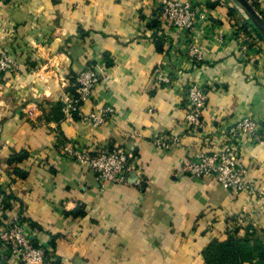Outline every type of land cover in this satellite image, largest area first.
I'll use <instances>...</instances> for the list:
<instances>
[{
    "label": "crops",
    "instance_id": "obj_1",
    "mask_svg": "<svg viewBox=\"0 0 264 264\" xmlns=\"http://www.w3.org/2000/svg\"><path fill=\"white\" fill-rule=\"evenodd\" d=\"M189 1L206 12L191 32L162 19L161 0H0V53L22 69L19 81L0 76V194L12 196L0 227L22 216L39 247L54 237L50 260L62 264H206L201 253L212 240L249 225L264 230V45L240 48L238 35L250 23L232 14L231 2ZM249 1L264 18V0ZM31 59L42 65L26 70ZM88 68L99 82L81 115L115 109L98 126L54 109ZM194 83L208 93L197 131L184 122ZM245 115L259 120L263 137L239 156L246 191L233 195L183 172L195 148L219 145ZM160 134H181V142L156 147ZM99 146L131 155L127 184L100 188L94 171L64 150ZM21 151L26 158L8 162ZM14 167L27 176L11 174ZM76 207L84 215L70 214ZM0 264H19L1 244Z\"/></svg>",
    "mask_w": 264,
    "mask_h": 264
},
{
    "label": "built area",
    "instance_id": "obj_2",
    "mask_svg": "<svg viewBox=\"0 0 264 264\" xmlns=\"http://www.w3.org/2000/svg\"><path fill=\"white\" fill-rule=\"evenodd\" d=\"M163 11L161 13L169 25L183 31L191 32L195 28L197 17L203 18L206 12L198 13L193 3L189 0H161ZM240 48L246 50L252 42H258L254 27L249 25L247 31L238 35ZM261 42H263L261 40ZM190 53L196 61H201L203 55L196 44L190 48ZM16 67L10 57H0V72H9ZM77 83L76 95H65L64 112L71 118L74 115L82 118L90 126H98L110 121L115 114L111 105L94 108L87 116L83 117L80 105L88 100L99 82V73L88 68L75 76ZM187 107L184 122L188 130L197 131L202 124V111L208 101L207 89L197 83L191 84L186 89ZM260 122L251 115L242 116L231 124L224 139L219 145L209 150L195 148L182 166L183 172L193 178L209 177L222 188L229 190L233 195H238L249 188L244 181V169L239 165V156L242 147L249 141L261 143L263 137L259 134ZM156 147L168 149L181 142V134L158 135L153 139ZM75 162L87 169L94 171L100 182V188L108 183L116 185L127 184V173L130 169L129 158L131 155L120 146H99L95 150L71 149L65 147ZM2 195L0 194V209ZM0 244L5 252L13 257L19 264H43L44 253L40 247L33 245L31 236L25 225L14 219L0 227Z\"/></svg>",
    "mask_w": 264,
    "mask_h": 264
},
{
    "label": "trees",
    "instance_id": "obj_3",
    "mask_svg": "<svg viewBox=\"0 0 264 264\" xmlns=\"http://www.w3.org/2000/svg\"><path fill=\"white\" fill-rule=\"evenodd\" d=\"M251 3L253 6H255L254 2ZM248 25L249 24L247 23V26ZM240 28L243 31L246 30V24ZM254 31L257 37L262 39L255 29ZM71 80V86H69L66 92L73 96L76 95L75 91L77 88V83L75 82V77H72ZM64 107V101L56 102L54 104V109L56 112L61 110L64 114ZM26 157V151H21L19 153L14 152L8 158V162L11 163L14 160H22ZM11 174H14L19 178H25L28 172L19 167H14L11 171ZM11 199L12 196L10 194H2V207L0 210L4 211L9 208ZM84 213V209L79 207H76L70 212L72 215H84ZM18 220L19 222L23 223L25 219L20 216ZM31 241L34 246L39 247L32 237ZM54 247V237L52 238L49 247L42 248L40 246L44 253L43 264H62L58 257L55 259V261L50 260L52 256H55ZM6 254L9 256L7 252ZM201 254L206 264H264V230L257 229L249 225L245 228L244 233L240 234L238 229H234L227 234L225 240L219 241L215 239L209 242L203 248Z\"/></svg>",
    "mask_w": 264,
    "mask_h": 264
},
{
    "label": "rangeland",
    "instance_id": "obj_4",
    "mask_svg": "<svg viewBox=\"0 0 264 264\" xmlns=\"http://www.w3.org/2000/svg\"><path fill=\"white\" fill-rule=\"evenodd\" d=\"M225 1H227V2H231L233 5H232V8H230V11H232V14H238V15H241L242 17H243V19L246 21V22H249V19H248V17L246 16V14L242 11V9L240 8V6H239V4L236 2V1H234V0H225ZM250 3H251V1H249ZM252 4V3H251ZM253 6V5H252ZM254 7V6H253ZM255 8V7H254ZM251 25V24H250ZM262 38V37H261ZM260 39V38H259ZM263 39V38H262ZM262 39H260V40H262ZM263 42L262 43H260V45H264V39L262 40ZM261 50H262V48H261ZM10 57L11 58V56H9L8 54H6V53H0V57ZM11 59H13V58H11ZM29 59H30V57H29ZM24 60V57L21 59V61H23ZM14 61V63L16 64V67H13V70H11V71H9V72H0V76H2V75H4V74H8V79L9 78H12V79H14V78H18V81L20 80V71L22 70L21 69V67H20V64H18V63H16V61L15 60H13ZM31 62H27V60H25V62H27V63H25V69L26 70H28V69H30L29 71H34L36 68H38L40 65H42V62H41V60H38V61H36L35 59H31L30 60ZM35 61V62H34ZM75 77V76H74ZM22 84V83H21ZM19 84H17V86H18ZM20 87V86H19ZM18 87V88H19ZM20 89V88H19ZM186 102H187V100H186ZM188 103V102H187ZM187 103H186V105H187Z\"/></svg>",
    "mask_w": 264,
    "mask_h": 264
},
{
    "label": "water",
    "instance_id": "obj_5",
    "mask_svg": "<svg viewBox=\"0 0 264 264\" xmlns=\"http://www.w3.org/2000/svg\"><path fill=\"white\" fill-rule=\"evenodd\" d=\"M234 1H236L239 4L242 11L248 17L249 23L254 27V29L259 33V35L264 39V18L252 6L249 0H234Z\"/></svg>",
    "mask_w": 264,
    "mask_h": 264
}]
</instances>
